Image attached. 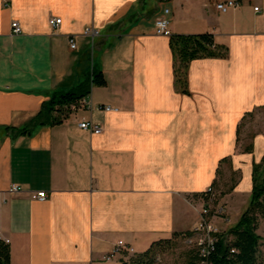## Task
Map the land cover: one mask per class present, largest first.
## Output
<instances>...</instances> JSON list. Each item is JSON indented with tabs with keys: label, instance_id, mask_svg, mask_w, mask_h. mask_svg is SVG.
<instances>
[{
	"label": "crops",
	"instance_id": "0c3cea01",
	"mask_svg": "<svg viewBox=\"0 0 264 264\" xmlns=\"http://www.w3.org/2000/svg\"><path fill=\"white\" fill-rule=\"evenodd\" d=\"M8 1L0 0V239L11 264H119L104 258L120 240L142 254L193 230L194 207L226 163L252 180L264 156V0H236L226 13L217 4L229 0ZM160 17L172 34L210 33L229 50L190 63L188 93L176 85L170 36L156 33ZM91 59L107 82L88 95L92 109L19 135L55 90L89 77ZM105 105L119 111L96 110ZM84 119L102 133L80 129ZM12 185L23 193L10 194ZM42 191L47 200L31 199Z\"/></svg>",
	"mask_w": 264,
	"mask_h": 264
},
{
	"label": "trees",
	"instance_id": "16d2710c",
	"mask_svg": "<svg viewBox=\"0 0 264 264\" xmlns=\"http://www.w3.org/2000/svg\"><path fill=\"white\" fill-rule=\"evenodd\" d=\"M170 48L174 58L176 85L185 93H188V70L192 61L208 58L226 59L229 55L228 48L216 43L213 34L210 33L172 34ZM106 84L103 72L93 67L89 77L76 87L70 90H55L50 99L43 103L36 120L29 126L18 130L17 133L27 134L33 125L45 123L43 121L50 117H52V124L62 123L78 109L79 102L91 93L93 87H104ZM253 149V144H250L244 151L251 153ZM216 183V181L213 183V188ZM263 198L264 156L259 163L253 164L252 195L249 206L239 221L221 235L210 256L212 264H264V237L257 233L258 212L264 208ZM191 236V231L184 234L185 238ZM170 241L156 242L146 252L136 254L128 262L122 264H154L161 247ZM198 260L197 249L193 247L188 264H197ZM0 264H11L9 244L2 239H0Z\"/></svg>",
	"mask_w": 264,
	"mask_h": 264
},
{
	"label": "built area",
	"instance_id": "2783aa9c",
	"mask_svg": "<svg viewBox=\"0 0 264 264\" xmlns=\"http://www.w3.org/2000/svg\"><path fill=\"white\" fill-rule=\"evenodd\" d=\"M5 7L10 6V2L8 0H2ZM239 6V3L236 0H229L220 2L217 4L218 10L223 13L228 12L229 10L236 8ZM256 11H259V8H255ZM170 13L169 9L164 10V14L168 15ZM62 20L58 18H51L49 24L52 28H59ZM13 34H21L22 26L20 22L14 21L11 24ZM156 33L161 36H171L172 32L170 30V20L167 17H160L155 22ZM85 36H89L91 38H95L98 36V32L87 28L84 32ZM70 47L72 50L77 49L76 38L72 37L69 40ZM73 109L75 107H72ZM78 109H92V102L89 99V96L85 97L79 102ZM96 110L104 111V112H118V108H114L110 105L99 106L96 107ZM79 127L82 130L89 131L94 135H99L102 133V127L90 120H82L79 123ZM8 192L10 194H20L23 193V190L18 185H12ZM32 200L36 201H45L48 196L47 193L42 192H34L30 194ZM4 202V201H3ZM201 208L196 209L199 213V221L197 225L191 230L192 236L186 239V242L197 249L198 252V263L197 264H212L210 262V256L212 251L214 250L216 244L219 242L223 231L220 229L218 222H216L217 218H222L227 212L225 207L216 206L217 203V195L212 186H210L202 195H201ZM1 203V201H0ZM9 243V241H6ZM137 253L135 250L127 244L125 241L120 240L113 248L112 252L106 256L104 259L106 261L114 260L119 258V264L124 262H128L132 257H134ZM159 259V258H158Z\"/></svg>",
	"mask_w": 264,
	"mask_h": 264
},
{
	"label": "rangeland",
	"instance_id": "374dc122",
	"mask_svg": "<svg viewBox=\"0 0 264 264\" xmlns=\"http://www.w3.org/2000/svg\"><path fill=\"white\" fill-rule=\"evenodd\" d=\"M89 68L88 74L90 71L92 72V59L89 62ZM250 143L251 137L248 135L245 138V144L248 146ZM246 177L242 176L239 170H234L230 163H226L218 173L214 188L217 195L216 206L225 207L227 213L222 218H217L216 222L223 232L234 226L249 206L252 180H248ZM262 210L258 212L257 233L264 237V212ZM186 239L184 236H174L168 244L161 247L154 264H188L193 246L189 245Z\"/></svg>",
	"mask_w": 264,
	"mask_h": 264
}]
</instances>
